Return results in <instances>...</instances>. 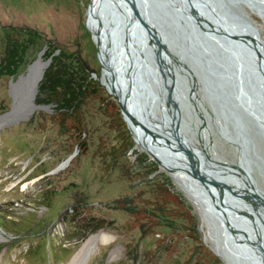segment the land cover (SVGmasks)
<instances>
[{
  "label": "rangeland",
  "instance_id": "1",
  "mask_svg": "<svg viewBox=\"0 0 264 264\" xmlns=\"http://www.w3.org/2000/svg\"><path fill=\"white\" fill-rule=\"evenodd\" d=\"M89 1L0 0V58L8 29H30L39 34L25 42L17 75L0 74V117L20 98V90L10 84L19 76L33 75L32 66L27 72L29 66L41 54L46 61L45 55L57 48L69 55L59 61V67L68 66L81 80L83 75L74 60L77 52L86 70L95 72V76L89 72L90 79L100 88L88 89L80 103V132L76 121L56 114V104L47 94L39 96L42 78L33 102L43 108H36L26 119L15 116L0 123V264H68L82 243L100 232L109 237L108 243L99 242L83 264H225L212 249L214 238L229 240L238 264H263L253 253L258 231L257 237L264 243L261 208L242 210L257 224H251L255 231L241 226L236 215L230 221L226 214L221 219L209 211L206 223L172 174L160 170L136 145L115 99L98 81L101 64L92 34L97 39L99 31L94 12L87 15ZM109 1L111 8L117 9L116 2ZM239 1L237 9L246 15L241 20L255 26L264 42V0H255L263 3L261 8H254L253 0ZM37 97L40 103H36ZM199 100L200 115L182 109L184 136L206 162L204 168L220 175L244 207L248 201L234 193V183L240 184L230 177L237 175L230 170L243 176L230 165H236L240 156L234 118L226 110V118H218L219 102L211 101L205 93ZM234 113L247 126L249 143L239 151L247 162L248 189L256 195L249 196L241 180L243 192L264 201V137L239 111ZM226 198L217 199L219 207L224 211L225 200L238 213L234 197L231 202ZM98 224L102 228L97 229Z\"/></svg>",
  "mask_w": 264,
  "mask_h": 264
},
{
  "label": "water",
  "instance_id": "2",
  "mask_svg": "<svg viewBox=\"0 0 264 264\" xmlns=\"http://www.w3.org/2000/svg\"><path fill=\"white\" fill-rule=\"evenodd\" d=\"M119 2L123 6L116 2L117 10L111 8L108 0L89 1L87 15L95 11V19L101 29L97 39L86 22L85 25L96 46L101 64L100 77L111 76L116 92L110 94L106 91L115 99L135 143L133 128L142 150L158 164L160 170L176 171L163 159L168 155L175 157L177 150L189 167L187 170L180 169L181 173L195 175L197 178L193 179L212 196L224 194L233 198V194L225 188L227 182L211 178L216 187L213 188L205 179L207 174L199 170L203 166L202 158L194 153L188 138L184 139L181 135H186L182 109H189L192 113L197 111L200 115L199 97L205 93L211 101L219 102L218 118H226L225 110L229 117L234 118L239 134V150L249 141L246 123L234 112L239 111L242 118L255 125L256 133L264 137V42L255 26L245 19L241 20L246 18L237 9L241 1ZM251 3L254 8L263 7V3L258 1ZM261 11L264 9L261 8ZM103 41L106 42L105 50L101 47ZM50 61L51 58H48L45 62L49 64ZM87 70L95 76L93 70ZM34 77V74L19 76L15 83L10 84L11 88L15 86L20 90V98L13 102L7 114L18 108L17 115H14L26 119L36 108H43L33 102L37 88ZM42 77L43 71L38 73V80ZM125 114L132 121L133 128L129 126ZM201 126L205 127L204 124ZM149 135L164 138L158 142H164L165 147L151 149L148 146ZM169 138L174 142L168 141ZM225 140L230 142L227 138ZM152 142L155 143L154 140ZM239 150L238 163L230 165L247 173V162L241 159ZM230 171L238 174L237 171ZM239 196L254 207L264 209V202L259 196L251 198L243 190ZM256 247L257 253L264 247L260 237ZM260 253L264 255L263 251Z\"/></svg>",
  "mask_w": 264,
  "mask_h": 264
},
{
  "label": "bare ground",
  "instance_id": "3",
  "mask_svg": "<svg viewBox=\"0 0 264 264\" xmlns=\"http://www.w3.org/2000/svg\"><path fill=\"white\" fill-rule=\"evenodd\" d=\"M109 1V0H108ZM110 2V1H109ZM116 2H118L121 6H123L120 2H119V0H116ZM94 12V15H93V17H94V24H95V27H96V29L99 31V32H101V29L98 27V23H97V21H96V19H95V11H93ZM106 46V42L105 41H103V43L101 44V47L103 48V50H105V47ZM45 64L46 65H49V64H47L46 62H45ZM41 72V71H40ZM35 79V78H34ZM37 80H38V78H37ZM37 80H35V84H37L36 83V81ZM99 80H100V82H101V84H102V86L108 91V93H110V94H114L115 92H116V90H115V88H114V82H113V80H112V78H111V76L110 75H102L101 77H99ZM15 87V86H14ZM13 87V88H14ZM37 89V88H36ZM36 89H35V92H36ZM113 90V91H112ZM34 101V100H33ZM17 110H18V108H15L11 113H9V114H7V115H5V116H2V117H0V123L3 121V120H7L8 118H13L15 115H17L16 113H17ZM15 114V115H14ZM125 117H126V119H127V122H128V124H129V126L131 127V128H133V124H132V121L129 119V117L127 116V114H125ZM171 126V125H170ZM155 131H158L159 133H161V134H163L164 135V133L162 132V131H160V130H158V129H154ZM133 135H134V138H135V140H136V145L138 146V147H140L141 149H142V147L139 145V140H138V136H137V134H135L136 132H135V130H134V128H133ZM182 135V137H184V139L185 138H187L186 136H184V134H181ZM150 136V135H149ZM156 140H155V139ZM162 139H164V138H162ZM148 140V139H147ZM155 141V143L154 142H152V141ZM158 140H161L160 139V137H158V136H155V137H152V136H150V139H149V143H148V146L151 148V149H153V150H157V146H164V142H158ZM168 141H171V142H174L172 139H168ZM185 141H183V145L185 146ZM165 147V146H164ZM193 147V146H192ZM193 149V151H194V153H197V155H199L200 156V154H199V151L198 150H196L197 148H195V147H193L192 148ZM170 151V150H169ZM177 156V157H176ZM183 157L179 154H175V157H171L170 155H168V157L165 159H163L164 160V162L166 163V164H168V166H171V167H173V168H175L176 169V171H168L167 172V174H169V175H171L172 174V178H173V180L177 183V185H178V187L182 190V192L184 193V195L188 198V200L193 204V206L199 211V213H200V215H201V218H203V220L207 223V214H209L208 212L210 211V212H213L212 211V209H214V207H215V209H214V212H217V214H215V216L216 217H221V216H225V214H226V217H227V215L230 217V221H231V219H233V220H235L234 218V215H236L237 216V218L236 219H239V221H237L238 223H240L241 224V226H244V227H246L247 229L250 227L253 231H255V229H253V227H252V225L251 224H253L254 222H253V220L251 219V218H247L246 216H244V214H242V210H252L253 209V205H251V204H249V203H247L246 204V206H241L240 205V203H239V200H236V198H235V195L233 194V192L231 191V193L233 194V196H234V202H235V200L237 201V205H239L238 207H237V211H238V213L235 211L234 212V208L232 207H230L229 206V204H227L226 202H225V200H223L224 201V203H225V206H224V211L221 209V207H219V204H218V201H217V199H220L221 197L223 198V197H225V195L224 194H222L221 196L220 195H211L207 190H205L203 187H202V185H200L197 181H195L193 178H197L195 175L194 176H192V175H189V176H187V175H184L183 173H181L179 170L181 169V170H187L189 167H188V164H186L187 162H185L184 161V159H182ZM187 165V166H185L184 167V169L182 168V165ZM206 164V162H203V166L202 167H199V170L201 171V172H203V173H205V174H207V175H205V179L207 180V182H208V184H210V186L211 187H213V188H216L212 183H211V177H216L215 179H219V180H221V179H223L220 175H216L215 174V172L213 173L211 170H206L205 168H204V165ZM213 169V168H212ZM236 170H237V168H236ZM217 171H218V169H217ZM240 172H242L243 173V176L242 175H239V174H237L236 176H233V175H231L230 177L232 178V182L234 183V181L236 182L237 181V183L238 184H240V186L239 185H236L235 183H234V186H233V189H234V193L240 198V199H244V198H242V197H240L239 196V193L241 192V190H243L242 189V187L245 185V188L248 190L246 193H248V195L249 196H251V195H256V194H253V191H251L250 189H248V188H250L249 187V183L247 184V178H246V173L244 172V171H240ZM220 174H222L221 172H220ZM230 174V173H229ZM224 175V174H223ZM237 176H239V177H241V179L239 178V177H237ZM229 177V178H230ZM244 177V178H243ZM229 178H225L226 180L227 179H229ZM231 178H230V180H231ZM239 179V180H238ZM226 180H224V181H226ZM245 183H243L242 181ZM229 187V186H228ZM228 187H227V185L225 186V188H226V190L228 189ZM253 190V189H252ZM229 202H231L232 201V199L230 198H226ZM216 200V201H215ZM221 200V199H220ZM231 200V201H230ZM213 201H215V203L213 202ZM262 202H264L263 200H262ZM213 203V204H212ZM211 205H213V206H211ZM236 205V204H235ZM213 212V213H214ZM262 213H264V209H262ZM210 216V215H209ZM221 219H222V217H221ZM229 219V218H228ZM225 220V219H224ZM223 220V221H224ZM225 223H226V221H224ZM235 224H237L236 222H235ZM245 224L247 225V226H245ZM254 225H257V224H255L254 223ZM254 228H257V226L256 227H254ZM255 234H256V232H255ZM257 234L258 235H260V232L258 231L257 232ZM257 234H256V243H254V246H253V248L255 249V252H253L255 255H256V258L257 259H262V262H263V264H264V255L262 254V253H260V252H264V247L261 249L262 251H258V253H257V247H256V245L258 244V240H259V236L257 237ZM212 237H213V235H211ZM230 236V235H229ZM228 236V237H229ZM231 237V236H230ZM236 238V237H235ZM215 240H212L211 241V243L213 244L212 245V249H213V251H214V253L225 263V264H238L237 263V260H236V258H235V256L233 255L234 253H233V247L231 246L232 244H230V242H229V240H222V241H218L216 238H214ZM222 239V238H221ZM108 241H109V237L108 236H106L104 233H102V232H100V233H96V234H93V235H91L90 237H88L83 243H82V245L80 246V248L77 250V252L72 256V258H71V260L68 262V264H83V262H84V260L90 255V252L92 251V249L94 248V247H96L97 246V244L99 243V242H101V243H108ZM208 243V242H207ZM239 254H241V255H243V252L242 251H239L238 252ZM240 256V255H239Z\"/></svg>",
  "mask_w": 264,
  "mask_h": 264
},
{
  "label": "trees",
  "instance_id": "4",
  "mask_svg": "<svg viewBox=\"0 0 264 264\" xmlns=\"http://www.w3.org/2000/svg\"><path fill=\"white\" fill-rule=\"evenodd\" d=\"M10 32L6 33L5 50L0 58V74L7 75L9 77H15L19 71V67L22 64V56L25 49V42L29 43L30 40L39 38V34L34 30L25 29H8ZM42 40V38H41ZM52 47V46H51ZM58 49V48H57ZM54 49L52 52H48L45 58H51V63L45 64L42 59V54L39 59L32 65L34 68L35 80L38 78V73L44 71L42 80L38 86V94H47L52 101L56 104V114L64 116L70 121L74 120L78 124V131H81L80 120V103L86 96L88 89H98L95 80L90 79V74L86 70L83 62L79 59L76 52L74 60L77 61L78 68L82 73V79L79 80L70 72L69 67L62 65L58 66L59 61H63L69 55L65 53L63 49ZM71 58V57H70ZM69 61V60H68ZM76 64V66H77ZM56 66L59 68L56 70ZM39 80L36 81L38 84ZM37 91V89H36ZM36 92H34L35 97ZM37 94V96H38ZM36 103H40L39 97L36 99ZM123 125H125L123 123ZM79 131V132H80ZM12 227H15V223H12ZM102 228L101 224L97 225V229Z\"/></svg>",
  "mask_w": 264,
  "mask_h": 264
}]
</instances>
